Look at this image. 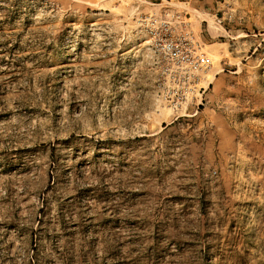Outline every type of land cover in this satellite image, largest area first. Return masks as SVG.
I'll return each mask as SVG.
<instances>
[{"label": "rangeland", "instance_id": "rangeland-1", "mask_svg": "<svg viewBox=\"0 0 264 264\" xmlns=\"http://www.w3.org/2000/svg\"><path fill=\"white\" fill-rule=\"evenodd\" d=\"M0 264H264V0H0Z\"/></svg>", "mask_w": 264, "mask_h": 264}, {"label": "built area", "instance_id": "built-area-1", "mask_svg": "<svg viewBox=\"0 0 264 264\" xmlns=\"http://www.w3.org/2000/svg\"><path fill=\"white\" fill-rule=\"evenodd\" d=\"M148 20L150 33L154 35V38L160 40L158 44L160 52L170 56L179 64L189 63L197 69H209L211 67L212 61L210 58L206 56L191 58L189 53L185 51L184 43L173 37L172 30H175L174 24H184V26L188 24L183 20V16L180 13H167L161 17H150ZM184 40L186 41L187 39L184 37Z\"/></svg>", "mask_w": 264, "mask_h": 264}]
</instances>
